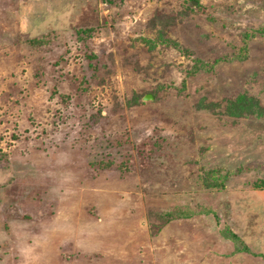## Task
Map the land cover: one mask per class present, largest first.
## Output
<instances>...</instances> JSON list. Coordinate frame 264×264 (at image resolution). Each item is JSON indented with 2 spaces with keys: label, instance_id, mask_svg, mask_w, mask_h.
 <instances>
[{
  "label": "rangeland",
  "instance_id": "1",
  "mask_svg": "<svg viewBox=\"0 0 264 264\" xmlns=\"http://www.w3.org/2000/svg\"><path fill=\"white\" fill-rule=\"evenodd\" d=\"M262 31L264 0H0V264H264Z\"/></svg>",
  "mask_w": 264,
  "mask_h": 264
},
{
  "label": "trees",
  "instance_id": "2",
  "mask_svg": "<svg viewBox=\"0 0 264 264\" xmlns=\"http://www.w3.org/2000/svg\"><path fill=\"white\" fill-rule=\"evenodd\" d=\"M194 1H198V0H194ZM262 34H264V31L261 32ZM26 45L32 47V48H38L41 46H44V40H42V38H32V39H28L26 42ZM197 69L203 68L205 67V64H203L201 61L197 60L195 62ZM207 177V175H206ZM206 177H203L202 179V183L205 185V187H216L218 183H216L214 181L215 184H209L208 179ZM210 179V178H209ZM206 183V184H205ZM221 185V184H220ZM255 188L258 187L259 189H264V183L261 182V184H254Z\"/></svg>",
  "mask_w": 264,
  "mask_h": 264
},
{
  "label": "water",
  "instance_id": "3",
  "mask_svg": "<svg viewBox=\"0 0 264 264\" xmlns=\"http://www.w3.org/2000/svg\"><path fill=\"white\" fill-rule=\"evenodd\" d=\"M150 100V98H148V96H146L144 99H143V101H147V100Z\"/></svg>",
  "mask_w": 264,
  "mask_h": 264
}]
</instances>
